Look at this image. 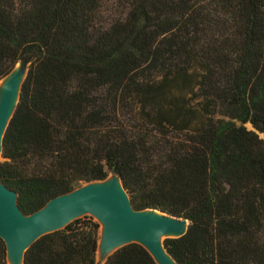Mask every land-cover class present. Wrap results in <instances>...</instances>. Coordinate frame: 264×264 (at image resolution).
Masks as SVG:
<instances>
[{
	"label": "trees",
	"instance_id": "16d2710c",
	"mask_svg": "<svg viewBox=\"0 0 264 264\" xmlns=\"http://www.w3.org/2000/svg\"><path fill=\"white\" fill-rule=\"evenodd\" d=\"M20 62L0 184L24 215L116 176L135 211L188 221L177 264H264V0H0V81ZM100 229L24 264H97ZM105 264L158 263L133 243Z\"/></svg>",
	"mask_w": 264,
	"mask_h": 264
},
{
	"label": "water",
	"instance_id": "95a60500",
	"mask_svg": "<svg viewBox=\"0 0 264 264\" xmlns=\"http://www.w3.org/2000/svg\"><path fill=\"white\" fill-rule=\"evenodd\" d=\"M27 74L23 77L18 69L13 70L5 78H8L6 89L0 91V160L4 136L18 106ZM113 177L114 181L86 184L55 198L30 216L20 210L17 194L0 184V237L7 247L8 263L24 264L26 252L41 237L63 230L74 220L91 214L105 224L103 254L110 253L111 256L121 248L137 243L145 247L158 264H177L168 254L164 241L186 235L188 221L159 211H135L121 179Z\"/></svg>",
	"mask_w": 264,
	"mask_h": 264
},
{
	"label": "bare ground",
	"instance_id": "6f19581e",
	"mask_svg": "<svg viewBox=\"0 0 264 264\" xmlns=\"http://www.w3.org/2000/svg\"><path fill=\"white\" fill-rule=\"evenodd\" d=\"M7 81H8V78L0 82V91H1V92H2L4 89H6V87H7V83H8ZM111 181H114V180H112V178H111V179L109 180V182H111ZM115 181H116V180H115ZM114 183L118 185L117 182H114ZM101 223H102V230H101V238H100V242H99V249H98V253H97V261H98V260H99V261H102V260H103V261H106L107 258L110 256V253H105V254H103V251H102V238H103L104 233H105V224H104L103 222H101ZM9 264H12V263L10 262Z\"/></svg>",
	"mask_w": 264,
	"mask_h": 264
},
{
	"label": "rangeland",
	"instance_id": "374dc122",
	"mask_svg": "<svg viewBox=\"0 0 264 264\" xmlns=\"http://www.w3.org/2000/svg\"><path fill=\"white\" fill-rule=\"evenodd\" d=\"M28 67H29V65H23L21 62L20 63H18L16 66H15V68H14V70L16 69H18V71L20 72V74L21 75H23V77H25L26 76V74H27V72H28ZM1 81H3V80H1ZM0 81V82H1ZM249 127V129H251V127L250 126H248ZM0 161H2V160H0ZM111 178H115V177H113V176H110L108 179L110 180ZM107 179V180H108ZM86 185V184H85ZM86 216H88V217H92L93 219H94V221L95 222H97L99 225H100V238H101V230H102V223L101 222H99V220L96 218V217H94L93 215H91V214H87V215H84L83 217H86ZM83 217H81V218H83ZM107 261V260H106ZM106 261H99L98 260V262H97V264H105L106 263Z\"/></svg>",
	"mask_w": 264,
	"mask_h": 264
}]
</instances>
